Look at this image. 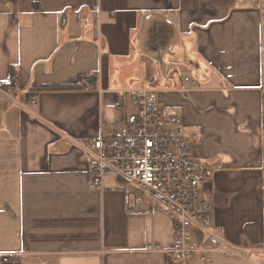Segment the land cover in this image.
Returning <instances> with one entry per match:
<instances>
[{"label":"crops","instance_id":"1","mask_svg":"<svg viewBox=\"0 0 264 264\" xmlns=\"http://www.w3.org/2000/svg\"><path fill=\"white\" fill-rule=\"evenodd\" d=\"M237 1L0 0V87L11 67L18 79L0 101V264H183L164 251L165 211H127L112 174L87 184L84 140L124 135L116 94L141 86L181 116L197 159L224 165L214 220L240 251L186 264H264V0Z\"/></svg>","mask_w":264,"mask_h":264},{"label":"built area","instance_id":"2","mask_svg":"<svg viewBox=\"0 0 264 264\" xmlns=\"http://www.w3.org/2000/svg\"><path fill=\"white\" fill-rule=\"evenodd\" d=\"M17 82L13 76L5 89L0 87V101H15ZM185 83L189 88L197 84L187 76ZM29 102L35 104L36 97ZM114 105L132 108L126 118V133L84 140L89 189H101L103 176L112 174L120 181L127 211L134 212L143 204L145 211H165L172 219L173 237L171 247L161 250L173 263L186 264L199 251L238 253L240 249L226 239L224 229L214 220L210 184L214 174L224 169L223 163L201 161L193 155L181 116L161 103L158 88L141 86L119 92ZM147 249L159 247L148 244ZM1 261L18 264L9 254Z\"/></svg>","mask_w":264,"mask_h":264},{"label":"rangeland","instance_id":"3","mask_svg":"<svg viewBox=\"0 0 264 264\" xmlns=\"http://www.w3.org/2000/svg\"><path fill=\"white\" fill-rule=\"evenodd\" d=\"M153 71H152V73H153V75H155L154 76V78H155V81H160V79L161 78H163V76H165L166 74H168V72H167V69L165 68V69H162V68H160V67H158V66H156V67H153ZM169 69V68H168ZM187 72H190L189 74H191L192 72L190 71V70H188ZM173 74H177V75H175V76H182V75H184L185 74V71L184 72H180V71H178V72H172ZM172 73H171V75H170V78L173 80V76H172ZM174 81V80H173ZM151 87H154V86H151Z\"/></svg>","mask_w":264,"mask_h":264},{"label":"trees","instance_id":"4","mask_svg":"<svg viewBox=\"0 0 264 264\" xmlns=\"http://www.w3.org/2000/svg\"><path fill=\"white\" fill-rule=\"evenodd\" d=\"M13 76H15V77H17V71L13 68V67H11V69H10V77H9V79L11 78V77H13ZM96 78H97V75L96 74H94V73H92V74H87V75H81L80 77H79V82H82L83 80H90L91 82H94V80H96ZM8 79V80H9ZM7 83H8V81H7ZM7 83H5L4 85H1V87L2 88H6L7 86H8V84ZM88 174V173H87Z\"/></svg>","mask_w":264,"mask_h":264}]
</instances>
